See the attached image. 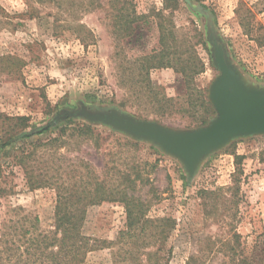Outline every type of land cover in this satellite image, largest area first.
Returning <instances> with one entry per match:
<instances>
[{"label": "rangeland", "instance_id": "rangeland-1", "mask_svg": "<svg viewBox=\"0 0 264 264\" xmlns=\"http://www.w3.org/2000/svg\"><path fill=\"white\" fill-rule=\"evenodd\" d=\"M178 1L169 12L165 0H132L131 8L142 18L133 24L137 35L131 39L113 29L107 0L87 11L69 8L62 0L61 8L0 0V113L28 117L32 127L40 128L68 112L74 121L95 127L97 145L83 144L73 155L87 160L107 180L113 177V165L139 173L147 184L138 186L135 194L150 201L147 216L176 221L160 250L140 248L133 264H186L191 254L204 264H220V254L209 252L207 243L209 238L224 239L228 224L241 235L244 253L255 245L264 247V135L232 139L200 158L190 174L182 161L158 146L74 116L82 111L117 113L177 132L206 126L216 117L209 91L220 75L211 55L213 38L246 84L264 89V0ZM29 7L37 12L28 14ZM159 11L166 25L170 15L179 41L194 45L201 69L189 81L172 68L150 69L147 77L140 69L142 56L161 49L155 16ZM164 43L167 46V39ZM5 57L18 59V64ZM203 99L213 113L199 125ZM112 135L139 143V149H121ZM23 178L19 167L2 166L0 234L11 231L6 226L26 223L27 214L37 216L44 230L53 224L55 191H29ZM203 190L210 194L199 192ZM125 224L122 204L89 206L82 232L105 244L89 253L83 264H117L123 256L121 244L106 243L115 242Z\"/></svg>", "mask_w": 264, "mask_h": 264}, {"label": "trees", "instance_id": "trees-1", "mask_svg": "<svg viewBox=\"0 0 264 264\" xmlns=\"http://www.w3.org/2000/svg\"><path fill=\"white\" fill-rule=\"evenodd\" d=\"M39 7L58 6L60 0H28ZM67 7H79L87 11L94 6L100 7L99 0H62ZM132 0H107L109 18L114 30L120 37L133 39L136 29L133 24L142 18L136 15ZM178 0H165V9L172 12L178 7ZM37 12L29 7L28 14ZM171 14V13H169ZM155 16L161 49L140 58V69L147 77L150 69L172 68L181 73L188 81L199 72L201 64L194 57V45L189 41H179L174 25L167 16V25L162 22V12ZM58 21V20H57ZM56 21V22H57ZM167 39V46L164 40ZM203 46L206 43L201 40ZM187 53V57H182ZM11 59L16 64L14 57ZM187 81V82H188ZM204 116L200 124H205L209 114L213 113L206 99L200 100ZM116 144L125 151L139 149V143L112 135ZM99 140L95 127L84 122H76L69 115H58L52 123L40 128L32 127L28 117H10L0 113V181L2 166H16L23 172L24 186L29 191L51 189L55 191L53 224L50 229L41 228L37 216L25 215L26 223L19 227H9L11 231L0 234V264H83L89 253L103 248L104 242L93 240L83 234L82 228L89 206L104 202H117L123 205L126 224L115 242L107 246L121 244L123 256L118 263L133 264L137 260L140 248L155 246L157 251L163 241L171 237L176 229V221L171 217L149 218L147 211L150 201L135 193L138 186H144L147 180L139 173L111 167L113 177L110 180L99 175L85 159L73 155L81 145ZM123 151V150H122ZM134 169V167H130ZM1 183V182H0ZM236 189V188H235ZM1 191V189H0ZM206 194V191H199ZM210 194V193H207ZM222 240L207 243L209 252L220 254V264H264V247L253 246L244 253L240 239L233 224ZM5 227V228H6ZM147 237V239L141 237ZM140 239V240H138ZM203 251V249H202ZM120 257V252L115 257ZM119 259V258H118ZM117 263V264H118ZM116 264V263H115ZM186 264H204L200 257L191 254Z\"/></svg>", "mask_w": 264, "mask_h": 264}, {"label": "water", "instance_id": "water-1", "mask_svg": "<svg viewBox=\"0 0 264 264\" xmlns=\"http://www.w3.org/2000/svg\"><path fill=\"white\" fill-rule=\"evenodd\" d=\"M216 42L213 38L211 55L220 75L209 91V101L216 117L206 126L177 132L156 123L126 119L117 113L82 111L74 116L83 115L90 123L113 126L134 141L150 142L182 161L193 174L200 158L222 148L232 139L264 135V89L246 84L222 45ZM65 114L73 117L71 113Z\"/></svg>", "mask_w": 264, "mask_h": 264}]
</instances>
